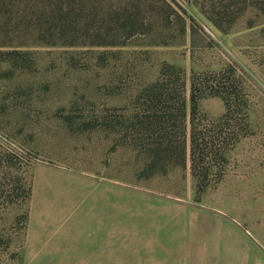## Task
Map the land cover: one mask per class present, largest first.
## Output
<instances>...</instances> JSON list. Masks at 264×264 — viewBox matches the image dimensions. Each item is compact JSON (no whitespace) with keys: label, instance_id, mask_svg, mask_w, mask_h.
<instances>
[{"label":"rangeland","instance_id":"obj_1","mask_svg":"<svg viewBox=\"0 0 264 264\" xmlns=\"http://www.w3.org/2000/svg\"><path fill=\"white\" fill-rule=\"evenodd\" d=\"M241 6L221 31L193 0H0V264H264V0ZM226 65L248 118L199 100L197 184L190 76Z\"/></svg>","mask_w":264,"mask_h":264},{"label":"trees","instance_id":"obj_2","mask_svg":"<svg viewBox=\"0 0 264 264\" xmlns=\"http://www.w3.org/2000/svg\"><path fill=\"white\" fill-rule=\"evenodd\" d=\"M193 3L221 31L223 23L228 22L230 18L236 20L240 16L241 9L244 8L241 6V0H193ZM190 77V167L198 184L201 178L207 177L208 174L205 169L199 173L196 172L199 164L203 161L199 155L203 149L200 148L201 142L194 123L199 100L207 97L219 98L224 108L219 121L229 123L225 129L233 131L238 130L240 122L248 118L249 103L239 76L231 65L212 71L193 72Z\"/></svg>","mask_w":264,"mask_h":264},{"label":"crops","instance_id":"obj_3","mask_svg":"<svg viewBox=\"0 0 264 264\" xmlns=\"http://www.w3.org/2000/svg\"><path fill=\"white\" fill-rule=\"evenodd\" d=\"M29 216H30V210H29ZM211 251H212L211 255L208 256L207 254V257L191 258V256L188 255L186 257L174 258V259H220V261H223V263H227V264H231V259H235V257H233L234 255H232V251H229L228 249H226L225 251H222V250L213 248L211 249ZM102 252L107 256L110 255L112 259H123L124 258V249H123L122 243H118L116 241L114 242L113 238H112V244L105 245L102 248ZM213 255L215 257H213ZM136 259H141V258L138 257ZM148 259H170V258H150L148 257Z\"/></svg>","mask_w":264,"mask_h":264}]
</instances>
